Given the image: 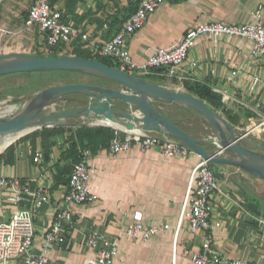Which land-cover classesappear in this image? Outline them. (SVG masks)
<instances>
[{
    "label": "crops",
    "instance_id": "crops-1",
    "mask_svg": "<svg viewBox=\"0 0 264 264\" xmlns=\"http://www.w3.org/2000/svg\"><path fill=\"white\" fill-rule=\"evenodd\" d=\"M129 1L135 0H77L71 10L67 8L66 0L55 1L52 5L62 10L63 19L87 34L86 40L75 37L67 45L60 46L61 52L72 54L75 48H81L93 54V48L110 38L126 19ZM259 2L263 4L264 21V0H164L126 38L128 49L136 62H142L154 48L175 43L198 22L243 23L253 20L252 13ZM125 15L124 20L117 22ZM115 17L118 20L112 24ZM250 47L249 40L238 37L200 36L173 74L165 68H155L148 74V80L187 92L190 91L185 83L207 84L221 95L222 107L216 111L236 128L246 130L244 122L255 119L257 116L253 114L262 116L264 113V59H251ZM233 70H236L235 74H232ZM255 76L260 80L254 81ZM157 105L188 126L191 135L209 138L212 134L209 125L187 108L161 101H157ZM185 118L188 120L184 121ZM69 133L65 131L49 138L53 144L48 158L43 156L39 136L33 149L28 137L18 139L13 155L3 154L4 150L0 152V175L16 176L31 187L49 185L37 207L22 203L33 211L34 251L39 250L44 232L63 204L68 171L64 168L63 172H57L56 163L59 161L61 167L71 166V158L60 159L68 146L65 140ZM150 133L163 135L154 131ZM249 135L255 139L251 132ZM205 144L214 147L209 141ZM196 161L194 154L164 156L157 147L141 151L133 146L118 153L105 147L90 152V188L97 197L91 203L73 206V222L67 227V240L52 246L48 264H84L83 258L94 254L86 242L88 234L95 231L110 238L117 237L132 220L133 210L142 211L146 224L165 222L174 225ZM217 170L219 190L210 197L211 216L220 222L213 230L214 246L229 257L264 263V240L260 238L263 230L257 223V216L261 214L249 208V203L255 202L257 209L263 212L264 179L228 163H218ZM12 209L14 205L6 203L3 191H0V221L7 219ZM200 236L201 233L188 231L185 220L175 264H193L187 249H196ZM115 258L119 264H171L172 231L159 232L146 241L122 235ZM8 264L25 263L23 257H17Z\"/></svg>",
    "mask_w": 264,
    "mask_h": 264
},
{
    "label": "built area",
    "instance_id": "built-area-1",
    "mask_svg": "<svg viewBox=\"0 0 264 264\" xmlns=\"http://www.w3.org/2000/svg\"><path fill=\"white\" fill-rule=\"evenodd\" d=\"M163 1L139 0L135 10L129 13L112 36L93 48V55L110 57L116 62L117 68L128 72L134 70L139 76L148 75L153 69L161 67L169 74H173L176 67L186 59L188 49L194 45L198 37L233 36L251 42L249 49L251 59H264L263 4L259 2L253 10V20L243 23L198 22L188 28L175 43L154 48L144 61L136 62L128 49L126 38L132 35ZM25 23L36 27L35 47L37 51L44 53L67 45L75 37L87 39V34L65 21L62 10L54 7L49 0H33L28 6ZM106 26L105 24L104 27ZM235 73L236 70H233L232 74ZM258 80L260 78L255 76L254 81ZM260 125H264V113L258 123L252 126L256 128ZM213 137V133L209 135L210 139ZM133 146L141 151L157 147L161 154L167 157L192 154L197 156V161L189 174L178 219L174 225L165 222L146 224L143 222L142 211L133 210L132 220L120 230L117 237L110 238L102 232L95 231L88 234L86 242L94 254L84 257V264H119L115 258L119 237L125 235L132 240L146 241L153 235L167 230L172 231L171 264H175L177 244L185 220L188 231L193 234L201 233L199 246L196 249L192 247L187 249L188 257L193 264H264L257 260L229 257L214 246L213 230L220 222L211 216L210 197L215 190H219V184L208 161L188 145L171 136L155 135L145 129L128 131L114 128V135L107 146L110 152L126 151ZM78 152L79 158L71 163L67 174L68 186L63 204L56 210L49 228L44 232L38 251L32 248L33 211L30 206L22 203L37 207L45 197L49 185L39 184L31 187L29 183L22 182L16 176L0 175L3 199L6 203L14 205L10 216L0 221V264H8L11 259L17 257H23L25 264H48L52 246L60 245L67 240L66 230L73 222V206L88 204L96 199V194L90 188L88 167L90 150L78 146ZM257 222L259 229L263 230L260 238L264 240V216L258 215Z\"/></svg>",
    "mask_w": 264,
    "mask_h": 264
},
{
    "label": "water",
    "instance_id": "water-1",
    "mask_svg": "<svg viewBox=\"0 0 264 264\" xmlns=\"http://www.w3.org/2000/svg\"><path fill=\"white\" fill-rule=\"evenodd\" d=\"M40 70H69L93 74L114 80L120 87L87 82L45 86L34 92L28 100L19 103L15 112H0V136L36 126L20 135L22 136L43 127L58 126L62 124L59 120L72 116H80L84 119L108 116L128 129L138 127L182 141L209 162L216 176H218L217 164L228 163L264 179V144L253 139L249 135V130L236 128L218 111L213 110L205 100L190 92L176 87H166L131 72L109 66L98 59L76 54L37 55L21 51L0 54V75ZM68 93H82L90 99L68 109L42 111L45 103L53 102ZM114 99L125 102L129 108L116 106ZM154 100L189 109L209 125L214 137L210 139L191 135L179 126L175 118L167 112L160 111L153 104ZM91 125L122 129L112 124L91 123ZM207 141L214 147L209 148L205 144ZM249 206L256 213L264 216V213L251 203Z\"/></svg>",
    "mask_w": 264,
    "mask_h": 264
},
{
    "label": "rangeland",
    "instance_id": "rangeland-1",
    "mask_svg": "<svg viewBox=\"0 0 264 264\" xmlns=\"http://www.w3.org/2000/svg\"><path fill=\"white\" fill-rule=\"evenodd\" d=\"M32 1L33 0H0V54L9 51H21L26 53H35L37 51L35 47V36L37 33L36 27L28 26L25 23L26 12L28 6ZM130 72L133 74L136 73L134 70ZM55 73H60L61 75L48 76L44 74L39 75L23 71L1 74L0 112H2V110L9 104L18 105L19 103L28 100L34 92L45 86L66 82L90 83L96 82L99 79L97 75L82 72L73 73L72 71L69 72L68 70H59ZM142 77L148 80V75H142ZM103 85L116 88L120 87V85L116 81L111 79L103 82ZM89 99L90 98L87 95L82 93H68L63 95L59 99L54 100L52 103H49L43 109V111L48 112L68 109L87 102ZM4 101L6 103H4ZM114 101L115 105L120 108H129V106L125 102L119 101L118 99H114ZM154 101L157 103V101L159 100ZM133 109H135V107H133ZM16 110L17 108L15 107L11 111L15 112ZM249 116L250 115L248 114V117ZM253 116L257 117L253 120L249 119L247 122H244V128H250L253 124L258 123L263 115L261 116L253 114ZM93 119L94 118L84 119L80 116H72L59 120L62 122V124L58 126L75 127L83 124L91 125ZM187 120L188 119L185 118L184 121ZM250 132L257 141L264 144V125L257 126ZM7 134L14 136L11 140L13 141L14 139L17 140V137H19L23 133L15 132ZM262 210L264 212V206Z\"/></svg>",
    "mask_w": 264,
    "mask_h": 264
},
{
    "label": "trees",
    "instance_id": "trees-1",
    "mask_svg": "<svg viewBox=\"0 0 264 264\" xmlns=\"http://www.w3.org/2000/svg\"><path fill=\"white\" fill-rule=\"evenodd\" d=\"M55 1H57V0H49V2L51 4H53ZM76 1L77 0H66L65 4H66L67 8L71 10ZM138 2H139V0L129 1L128 7H127L128 11L126 14L127 16L129 15V13H131L132 11L135 10V8L138 5ZM26 14H27V12H26ZM126 15L120 20H118L115 17L112 21V24L115 23L117 20H118L117 22L124 20ZM60 52H61V47H57L48 53H44L43 51H36L35 54H37V55H52V54L60 53ZM65 54H68V53H65ZM72 54H76V55L86 57V58L98 59V60L104 62L105 64L109 65V66H114V67L117 66L116 62L112 58L107 57V56H104V57L94 56L89 51H86V50L81 49V48H75ZM58 71L59 70H40V71H23V72L39 74V75L44 74V75H48V76H56V75L60 76L61 75L60 73L59 74L55 73ZM61 72H64V71H61ZM72 72L74 73L75 71H72ZM97 77L99 79L96 82H90V83L103 85V82L109 80L108 78H105V77H101V76H97ZM66 83H69V82H66ZM185 87L192 94H194V95L200 97L201 99L205 100L206 103L213 110H216V109H219L222 107L221 95L219 93L213 91L207 84L201 83V82H194L191 84L185 83ZM161 102H163V101H161ZM153 104L159 109V107L155 101L153 102ZM159 110L162 111L161 109H159ZM222 110L224 111V109H222ZM176 120L178 121V124L181 128L188 131V126L182 125L178 119H176ZM200 128L203 131L204 127L201 126ZM65 131L70 132L66 136V140H65L68 143V146L64 151H62V153L60 155V159L71 158L72 162L78 160V158H79L78 146L82 147V148H88L90 150V152H95L97 149L107 147L110 139L114 135V128H112L110 126L85 125V124H83V125H78L75 127H65V126L43 127L41 129H36V130H33V131H31L25 135H22L18 139L30 137L31 138V145L30 146H31V149H33V147L35 145L36 138L39 136L41 139L43 156L45 158H48L50 146L53 144L52 141H49V138L52 135L64 133ZM18 139L13 141L11 144H9L4 149V151L2 153L6 154V155H13L15 152V149H16ZM2 153H0V155ZM58 162L59 161H57V163H56L57 164L56 165L57 172H61V171L63 172L64 168H66V170L69 172V170H70L69 166L63 165L61 167L58 164ZM68 172H67V174H68ZM67 181H68V178H67ZM252 205L254 207L258 208V205L255 202H252ZM249 208L251 210H253L250 206H249ZM180 243L181 242L178 241L177 250H178Z\"/></svg>",
    "mask_w": 264,
    "mask_h": 264
},
{
    "label": "bare ground",
    "instance_id": "bare-ground-1",
    "mask_svg": "<svg viewBox=\"0 0 264 264\" xmlns=\"http://www.w3.org/2000/svg\"><path fill=\"white\" fill-rule=\"evenodd\" d=\"M2 101V100H1ZM1 103V102H0ZM4 103H6L4 101ZM8 103V102H7ZM49 103H52L51 101L45 103V105L43 106L42 108V111L43 109L49 104ZM7 105V104H6ZM15 107H17V105H13V104H9L7 105L1 113H6V112H10L12 109H14ZM46 122H51V121H46ZM91 123H103V124H112L113 126H116V127H120L122 129H125V130H128V131H137L139 130L140 128L138 127H133L131 129H128L126 128L123 124L115 121L114 119H112L111 117H108V116H104V117H101V118H94L93 121ZM36 126H33V127H29V128H25L21 131H18V132H22V133H26L32 129H34ZM254 129L253 126H251L250 128H248V130H252ZM14 136L13 135H8L7 133L6 134H3L0 136V152L3 151L5 149V147H7L8 144H10V141L12 140Z\"/></svg>",
    "mask_w": 264,
    "mask_h": 264
}]
</instances>
